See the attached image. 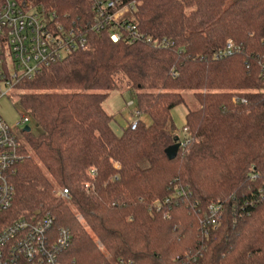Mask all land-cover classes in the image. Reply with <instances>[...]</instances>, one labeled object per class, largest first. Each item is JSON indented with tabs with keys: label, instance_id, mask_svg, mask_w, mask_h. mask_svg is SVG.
<instances>
[{
	"label": "trees",
	"instance_id": "obj_1",
	"mask_svg": "<svg viewBox=\"0 0 264 264\" xmlns=\"http://www.w3.org/2000/svg\"><path fill=\"white\" fill-rule=\"evenodd\" d=\"M21 1L88 48L15 88L39 135L22 132L8 222L52 216L70 236L60 264H264V0H106L134 2L155 47L89 33L92 0ZM227 41L239 50L222 56ZM126 89L150 123L117 135L103 103Z\"/></svg>",
	"mask_w": 264,
	"mask_h": 264
},
{
	"label": "built area",
	"instance_id": "obj_2",
	"mask_svg": "<svg viewBox=\"0 0 264 264\" xmlns=\"http://www.w3.org/2000/svg\"><path fill=\"white\" fill-rule=\"evenodd\" d=\"M134 10V2L118 5L116 1L92 0V19L87 31L93 34L106 32L113 43L146 42L155 47L156 42L145 38L130 22ZM87 48L86 36L76 26H66L54 14L30 3L3 0L0 6V98L22 81L32 80L44 69ZM238 50L227 41L222 56L233 55ZM27 123L28 118L23 117L17 126ZM135 127L136 121H132L130 129ZM20 147L21 141L0 117V264H60L70 236L65 229L55 230L52 216L44 214L10 222L6 218L15 196L9 176L22 159ZM181 193L182 190L177 195ZM58 196L67 198V190L62 189ZM220 213L219 205L209 206L210 225L218 226Z\"/></svg>",
	"mask_w": 264,
	"mask_h": 264
},
{
	"label": "rangeland",
	"instance_id": "obj_3",
	"mask_svg": "<svg viewBox=\"0 0 264 264\" xmlns=\"http://www.w3.org/2000/svg\"><path fill=\"white\" fill-rule=\"evenodd\" d=\"M17 96V91L14 89L5 97L0 98V117L10 126L17 139L23 142L24 136L22 132L25 127H29L31 134L34 136L39 135V130L36 128L33 120L19 108ZM103 109L108 115L113 116L110 126L117 135H120L132 121L141 120L146 124L150 123L148 117H138L135 115L136 103L135 90L133 89L110 92L103 103ZM185 115L186 108L183 105L176 107L171 112L172 120L177 128V136L179 138L183 137L182 127L185 122ZM23 117L28 118V123L26 125L17 126V123L21 121ZM78 220L84 224L80 217H78ZM96 243L98 244V248L102 249L100 243H98V241ZM107 261H110V257H107Z\"/></svg>",
	"mask_w": 264,
	"mask_h": 264
},
{
	"label": "water",
	"instance_id": "obj_4",
	"mask_svg": "<svg viewBox=\"0 0 264 264\" xmlns=\"http://www.w3.org/2000/svg\"><path fill=\"white\" fill-rule=\"evenodd\" d=\"M23 132L29 133L30 132V128L29 127H25L23 129ZM181 143L178 141V139L175 140L174 145L170 146L169 148L166 149V156L167 158L172 161L176 158L177 153L181 147Z\"/></svg>",
	"mask_w": 264,
	"mask_h": 264
}]
</instances>
